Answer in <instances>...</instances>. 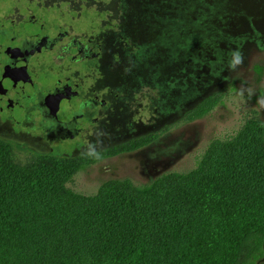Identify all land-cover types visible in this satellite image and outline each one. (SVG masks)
I'll use <instances>...</instances> for the list:
<instances>
[{
	"label": "rangeland",
	"instance_id": "obj_1",
	"mask_svg": "<svg viewBox=\"0 0 264 264\" xmlns=\"http://www.w3.org/2000/svg\"><path fill=\"white\" fill-rule=\"evenodd\" d=\"M52 4L64 11L80 12L84 7L88 11L80 28L100 27L97 35L107 52L103 72L115 81L118 110L113 120L108 115L102 118L99 133L85 138L83 147L61 155L0 125V147L24 170L45 158L63 160L66 164L58 162L62 169L86 166L71 180L66 172L45 194L36 193L32 199L10 196L6 202L21 210L20 223L47 229L61 226L79 232L84 240L110 222L104 216L109 196L112 200L121 193L138 206L169 207L168 192L182 183L164 178L167 174L197 168L213 142L234 137L255 113L264 124V0H52ZM260 93L263 96L254 101ZM220 94L223 104L189 120L205 100ZM157 134L138 151L106 155ZM254 134L251 129L245 146L235 151L215 144L206 156L205 173L219 178L238 171L252 152ZM157 181L152 199H141L136 188ZM128 213L125 209L114 217L115 230L130 221ZM263 263L264 256L257 261Z\"/></svg>",
	"mask_w": 264,
	"mask_h": 264
},
{
	"label": "trees",
	"instance_id": "obj_2",
	"mask_svg": "<svg viewBox=\"0 0 264 264\" xmlns=\"http://www.w3.org/2000/svg\"><path fill=\"white\" fill-rule=\"evenodd\" d=\"M262 96L260 93L254 101ZM223 101L221 94L209 97L189 114V120L204 117ZM251 129L255 141L251 142L246 164H241L234 175H207L206 156L214 145L235 151L245 146ZM158 137L132 141L106 155L140 150ZM215 142L197 168L164 177L182 183L168 192L169 207L138 206L121 193L112 200L109 196L103 214L111 218L110 222L99 234L97 230L84 240H80L79 232L61 226L47 229L20 223L21 210L11 209L6 201L10 196L32 199L36 193L45 194L66 172L67 180H71L86 166L62 169L66 164L63 160L45 158L44 163L24 170L0 147V264H257L264 256V124L255 113L234 137ZM158 182L137 187L139 197L150 199ZM125 209L130 221L121 220L123 228L115 230L114 217Z\"/></svg>",
	"mask_w": 264,
	"mask_h": 264
},
{
	"label": "flooded vegetation",
	"instance_id": "obj_3",
	"mask_svg": "<svg viewBox=\"0 0 264 264\" xmlns=\"http://www.w3.org/2000/svg\"><path fill=\"white\" fill-rule=\"evenodd\" d=\"M85 11H64L52 0H0V125L58 155L83 147L118 110L100 27L80 28Z\"/></svg>",
	"mask_w": 264,
	"mask_h": 264
}]
</instances>
